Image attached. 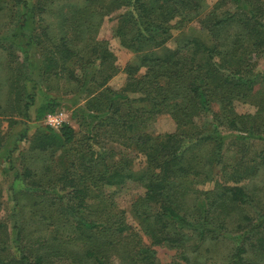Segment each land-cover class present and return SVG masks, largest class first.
Instances as JSON below:
<instances>
[{"label": "trees", "instance_id": "trees-1", "mask_svg": "<svg viewBox=\"0 0 264 264\" xmlns=\"http://www.w3.org/2000/svg\"><path fill=\"white\" fill-rule=\"evenodd\" d=\"M76 1L0 0V13L7 16L0 27L5 59L0 88L6 87L10 107L0 102V116L19 111L40 119L29 138L24 132L17 139L25 147L20 150L16 143L7 153L18 150L19 169L5 156L9 181L7 215L0 218V264H154L153 247L159 245L175 248L184 264H205L214 256L227 264H264V212L231 215L254 203L250 188L238 183L260 171L264 177V144L229 172L224 157L228 137L264 143V69L244 57L264 55V0H216L200 20L205 0H82L70 13L72 20L65 16L58 35L47 24L36 27L54 2ZM122 6L127 10L117 18L114 33L134 60L123 68L122 87L98 91L117 68L106 42L88 32H97L103 18ZM196 19L208 30V40L181 33L173 47L167 45L171 21L182 27ZM71 37L81 38L80 43ZM11 63L18 73L8 68ZM65 77L78 86L69 87L77 95L71 103L78 96L86 99L75 109L77 122L85 126L81 139L67 121L58 129L43 122L47 113L61 110L51 92L53 83ZM92 83L96 86L89 87ZM41 85L44 91H38ZM235 102L255 110L239 113ZM201 113L216 124L197 125ZM157 114L168 115L176 130L150 131ZM102 128L109 140L142 155L143 164L135 168L123 155L112 159L115 153L106 145L93 149L86 140ZM58 150L68 153L66 165L56 162ZM215 163L233 185L214 179L213 189H196L193 184L202 176L212 180L209 170ZM127 182L143 189L130 207L148 245L109 196L101 198L99 210L88 202L96 188ZM1 198L0 188V211ZM217 245L228 252L217 256Z\"/></svg>", "mask_w": 264, "mask_h": 264}, {"label": "rangeland", "instance_id": "rangeland-1", "mask_svg": "<svg viewBox=\"0 0 264 264\" xmlns=\"http://www.w3.org/2000/svg\"><path fill=\"white\" fill-rule=\"evenodd\" d=\"M34 2H37L39 0H31ZM216 0H205L204 8L202 10V13L200 14L199 20L212 8L213 3ZM82 0H77L76 2L67 3V2H54L53 6L48 10L46 14V19L44 22H37L36 27L42 24H47L51 27V30L53 32H58L56 35L59 34L60 30V24L66 23L68 19H65V16L70 18V13L75 11L78 7L82 6ZM127 7L122 6L120 9H118L115 12H112L111 14L105 16L97 30V32H88L89 35H94V37L97 40H102L106 42L107 48L109 51L113 54L114 57V65L117 68V71L115 74L112 75V77L107 80L102 86L98 87V91H103L104 87L109 86L113 89H119L123 86L125 81V72L123 71V68L127 62L134 60V53L130 51L128 48L124 47L120 43V37L114 33L115 26L117 24V18L126 12ZM229 13H232L233 9L228 10ZM63 17V19H62ZM71 19V18H70ZM72 20V19H71ZM198 19L193 20L191 22H186L182 27L175 26V20L171 21V28L170 31V37L167 41V45L173 47L174 39L175 37H178L181 33L187 36H196L206 41V39H209V32L208 30L203 27L200 24V21ZM7 21V16L3 13H0V27ZM38 31V30H37ZM68 36H70V31L68 30ZM73 38V37H71ZM77 40V44L80 43L81 38H73ZM245 59L249 60L250 62H256V68L258 69H264V55L260 56L255 52L246 53L244 55ZM5 59L0 56V62L2 65V62ZM19 63L21 60H18ZM95 63H98L97 61ZM11 65L8 67L11 69L13 73H18V70L15 69L17 66L16 63L14 65ZM35 66V62H33ZM6 66V65H5ZM11 67V68H10ZM19 67V64H18ZM89 68V67H87ZM86 68V69H87ZM77 73H81L80 69L76 68ZM84 71V69H82ZM9 72V71H7ZM140 72H143L140 70ZM6 73V72H5ZM3 73L0 71V80L3 82L4 80ZM96 80L101 82V77L97 76ZM19 82V81H18ZM18 84V83H17ZM73 83L68 82V78H61L53 83V90L52 96H56L60 99V108L65 112V119L68 123H70L77 131V137L78 139H81L83 137V134L85 133V126H81L77 120V116L80 117L79 113L75 110L77 105L83 106L86 99L85 97L79 96L76 99V103L72 104L71 101L76 98V92L74 90L71 91L69 87H73V89L76 90L77 87L72 86ZM90 84L89 87H94ZM28 89H30V84L27 83ZM44 85H41L38 91H44ZM6 87L0 88V102L2 104V107L9 109L8 102L5 101L7 98V95L5 94ZM90 89V88H89ZM97 89V88H96ZM93 90V89H91ZM84 94V93H82ZM13 101V99H12ZM11 101V102H12ZM9 107V108H8ZM235 109L239 113H253L255 108L253 105L249 103H243V102H235ZM9 111V110H8ZM95 116L96 114H91ZM0 142L3 143L2 147H0V188L2 189V209L0 211V218H5L7 215V194H6V188L8 186L9 178L5 175L4 169L7 167V160L5 156L7 155L8 151L17 143L19 145V149L25 147L26 142L25 141H17L20 134L26 133V137L29 138L35 130L40 126V119L36 122L33 119H28L27 117L23 116V114L19 111L13 112L10 117L3 118L0 116ZM10 118V119H9ZM92 121L97 120V118L92 117ZM195 123L200 126H210L215 125L216 123L212 122V119L209 114H199L195 117ZM218 127V126H217ZM148 129L154 133H168V132H174L176 130V126L173 122V120L166 114H157L153 117L152 122ZM220 131L223 133H229L228 131L223 130L222 127H218ZM236 133V132H235ZM110 135L108 132L102 128L101 131L94 132V137L89 138L86 141L87 143L91 144L93 149H100V146L106 145L104 147H107L115 153L114 158L112 159H118L120 155L126 156L128 158L133 159L134 167H140L143 164L144 157L140 154H138L136 151H133L131 149H126L119 145L115 141H111L109 139ZM262 141L253 139L251 137H243V138H236V137H228L226 139L225 145H224V157L227 162L228 170H232V168H236L237 164L241 160L244 159V161L249 160L252 155H255L258 151H260L263 147ZM107 149L108 151H110ZM67 155H64V153ZM18 150H15L12 154H8L7 157L9 158L13 165L16 167V169H19L20 167V161L18 159ZM54 157L56 162L59 164L66 165L70 159L68 153L66 151H56L54 153ZM111 159H108L109 161ZM209 173L212 177V180H203V176L198 179V181L194 182V187L199 190H210L213 189L215 186L214 179H218L220 183H223L225 187H230L233 185V183L229 180H226L223 178L221 173V165L220 164H214L212 166V169L209 170ZM262 171H260V175L254 177L251 180H244L238 184H246L245 186H248L250 188L249 192L254 195L252 196L254 203L252 206H242L239 210H233L231 215H234L236 218L240 217L244 213L250 214L253 217H256L257 213L264 212V177L261 175ZM17 185H21L20 181L17 182ZM143 189L136 185L133 182H127L124 185H116V186H103L102 188H96L94 194L92 197L88 198V202H92V205L94 209L98 208V210L102 207L103 202H101V198L103 196H109L113 201L114 204L117 205V209L123 210L124 212V218L126 222L132 227V230L137 232L143 242H145L146 245H148L149 240L148 237L143 235L141 232L139 225L137 224V219L134 217V215L131 213V203L135 200L136 196L140 193H142ZM201 198V197H200ZM26 201H29V199H24ZM97 206L95 207V205ZM256 206V208H255ZM155 249V258L156 261L154 264H184L183 261H180V258L177 256V250L175 248L166 246V245H159L154 246ZM227 248L224 245L221 246H215L214 252L217 256H221L222 254H225L228 252L226 250ZM214 254V255H215ZM216 256V257H217ZM205 262V261H204ZM116 264L117 261L115 262ZM54 264H63L62 262H55ZM205 264H227L226 260L222 259H211L205 262Z\"/></svg>", "mask_w": 264, "mask_h": 264}, {"label": "built area", "instance_id": "built-area-1", "mask_svg": "<svg viewBox=\"0 0 264 264\" xmlns=\"http://www.w3.org/2000/svg\"><path fill=\"white\" fill-rule=\"evenodd\" d=\"M43 122L45 125L58 129L62 123L66 122L65 112L63 110H59L55 113H47Z\"/></svg>", "mask_w": 264, "mask_h": 264}]
</instances>
